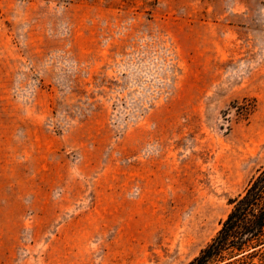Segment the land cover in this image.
Here are the masks:
<instances>
[{"label": "rangeland", "instance_id": "obj_1", "mask_svg": "<svg viewBox=\"0 0 264 264\" xmlns=\"http://www.w3.org/2000/svg\"><path fill=\"white\" fill-rule=\"evenodd\" d=\"M262 167L264 0H0V264H189Z\"/></svg>", "mask_w": 264, "mask_h": 264}, {"label": "trees", "instance_id": "obj_2", "mask_svg": "<svg viewBox=\"0 0 264 264\" xmlns=\"http://www.w3.org/2000/svg\"><path fill=\"white\" fill-rule=\"evenodd\" d=\"M230 203L216 235L189 264H264V167Z\"/></svg>", "mask_w": 264, "mask_h": 264}, {"label": "crops", "instance_id": "obj_3", "mask_svg": "<svg viewBox=\"0 0 264 264\" xmlns=\"http://www.w3.org/2000/svg\"><path fill=\"white\" fill-rule=\"evenodd\" d=\"M12 255H13V250H12Z\"/></svg>", "mask_w": 264, "mask_h": 264}]
</instances>
